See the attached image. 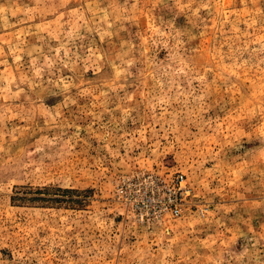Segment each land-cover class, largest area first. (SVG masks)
Returning <instances> with one entry per match:
<instances>
[{"label":"rangeland","instance_id":"obj_1","mask_svg":"<svg viewBox=\"0 0 264 264\" xmlns=\"http://www.w3.org/2000/svg\"><path fill=\"white\" fill-rule=\"evenodd\" d=\"M0 264H264V0H0Z\"/></svg>","mask_w":264,"mask_h":264},{"label":"built area","instance_id":"obj_2","mask_svg":"<svg viewBox=\"0 0 264 264\" xmlns=\"http://www.w3.org/2000/svg\"><path fill=\"white\" fill-rule=\"evenodd\" d=\"M184 180V174H180L177 176V182L182 183ZM180 189V188H179ZM174 194V195H173ZM172 197L170 199V203L165 207V209L161 208V210L170 211L172 215L178 216L182 213V204L179 202L176 190L173 191Z\"/></svg>","mask_w":264,"mask_h":264}]
</instances>
